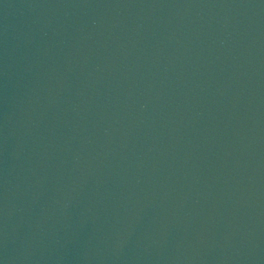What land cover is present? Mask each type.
Returning a JSON list of instances; mask_svg holds the SVG:
<instances>
[{"label": "water", "instance_id": "1", "mask_svg": "<svg viewBox=\"0 0 264 264\" xmlns=\"http://www.w3.org/2000/svg\"><path fill=\"white\" fill-rule=\"evenodd\" d=\"M0 264H264V0H0Z\"/></svg>", "mask_w": 264, "mask_h": 264}]
</instances>
